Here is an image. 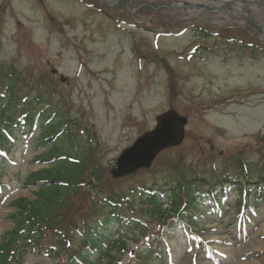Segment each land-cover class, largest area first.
Wrapping results in <instances>:
<instances>
[{
  "label": "rangeland",
  "instance_id": "374dc122",
  "mask_svg": "<svg viewBox=\"0 0 264 264\" xmlns=\"http://www.w3.org/2000/svg\"><path fill=\"white\" fill-rule=\"evenodd\" d=\"M100 1L106 5L99 0H0V68L13 69L19 100L45 97L52 105L49 113L67 115L78 129L96 133L89 138L91 157L86 167L82 164L76 190L53 216L66 223L88 210V188L77 183L87 180L95 164L103 169V189L126 187L108 176L111 167L169 110L186 117L187 125L181 145L165 151L163 160L173 162L179 154L182 161L176 158L175 165L183 173H207L211 164L225 170L241 157L250 173H263L264 53L252 57L238 42L264 49V1L127 0L130 12L136 8L131 16L123 8L126 0ZM245 17L253 30L245 27ZM42 106L33 102L31 108ZM37 135L18 143L8 156L13 162L0 180L7 187L0 190V239L13 227L12 203L34 200L36 189L22 187L25 177L46 167L35 160L45 153L36 149ZM221 212L200 219L195 236L201 241L168 221L165 228L177 230L161 244L159 264H264V208L244 227L232 198ZM133 218L123 214L124 222ZM139 219L147 235L152 233L153 220ZM122 235L126 247L111 253L113 264H133L145 237L134 244L129 227ZM54 243L50 238L23 243L18 264H65L64 252Z\"/></svg>",
  "mask_w": 264,
  "mask_h": 264
},
{
  "label": "trees",
  "instance_id": "16d2710c",
  "mask_svg": "<svg viewBox=\"0 0 264 264\" xmlns=\"http://www.w3.org/2000/svg\"><path fill=\"white\" fill-rule=\"evenodd\" d=\"M199 32L203 36L207 34L201 29ZM2 76L5 81L1 83L0 78V179L7 168L5 155L13 152L17 141L35 130L39 132L35 146L45 152L35 160L46 167L27 175L22 182V187L36 189L32 193L34 200L20 198L12 203L13 227L0 239V264H18L23 243L28 245L41 238L55 239V249L64 252L65 264H98L104 260L113 264L116 257L111 253L115 251L116 255L126 247L124 230L131 228L133 235L129 240L134 244L146 237L148 231L139 219L146 217L153 220V240L146 237V243L138 246L132 261L156 264L160 257L158 239L167 241L171 233H164L162 228L169 220L180 222L185 230H193L196 221L208 212L203 209L204 204L220 207L228 194L234 200L236 214L244 220L264 203V173L247 175L243 160H236L235 168L220 171L211 166L205 176L194 171L183 173L175 165L176 158L179 163L182 161V156L177 154L174 163L161 161L149 170L125 178L126 187L121 188L103 189V169L99 163L95 164L89 168L87 180L77 183L79 189L88 188V210L76 217L74 214L64 223L53 216L54 212L68 193L76 190L84 162L91 157L89 138L96 133L90 135L86 127L78 129L67 115L49 113L47 110L52 105L45 97L35 101L23 97L21 102L15 91L17 78L13 69L1 67ZM33 102L45 106L33 110L30 108ZM124 213L135 218L124 222Z\"/></svg>",
  "mask_w": 264,
  "mask_h": 264
},
{
  "label": "water",
  "instance_id": "95a60500",
  "mask_svg": "<svg viewBox=\"0 0 264 264\" xmlns=\"http://www.w3.org/2000/svg\"><path fill=\"white\" fill-rule=\"evenodd\" d=\"M185 124L186 119L173 111L159 116L155 129L141 136L120 155L116 168L111 171L112 177L121 178L148 168L160 151L178 146L182 142Z\"/></svg>",
  "mask_w": 264,
  "mask_h": 264
},
{
  "label": "bare ground",
  "instance_id": "6f19581e",
  "mask_svg": "<svg viewBox=\"0 0 264 264\" xmlns=\"http://www.w3.org/2000/svg\"><path fill=\"white\" fill-rule=\"evenodd\" d=\"M238 3H235V5L237 6Z\"/></svg>",
  "mask_w": 264,
  "mask_h": 264
}]
</instances>
